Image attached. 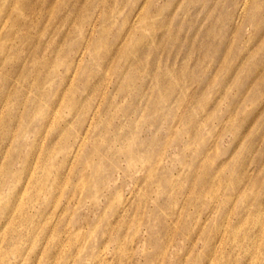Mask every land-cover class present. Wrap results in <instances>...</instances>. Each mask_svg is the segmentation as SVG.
Masks as SVG:
<instances>
[{"label":"rangeland","instance_id":"374dc122","mask_svg":"<svg viewBox=\"0 0 264 264\" xmlns=\"http://www.w3.org/2000/svg\"><path fill=\"white\" fill-rule=\"evenodd\" d=\"M0 264H264V0H0Z\"/></svg>","mask_w":264,"mask_h":264}]
</instances>
